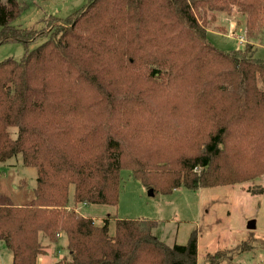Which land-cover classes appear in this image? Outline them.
Wrapping results in <instances>:
<instances>
[{
    "label": "trees",
    "instance_id": "1",
    "mask_svg": "<svg viewBox=\"0 0 264 264\" xmlns=\"http://www.w3.org/2000/svg\"><path fill=\"white\" fill-rule=\"evenodd\" d=\"M27 8L0 0V45L26 49L0 62V167L21 155L37 171L27 206L0 195L12 264L47 255L41 234L67 236L53 264H198L196 232L168 246L156 221L137 219L117 220L111 235L108 219L98 225L77 205L116 206L123 170L161 195L264 176V60L252 43L217 49L206 26L208 12L242 13L256 40L264 0H87L41 29L14 26Z\"/></svg>",
    "mask_w": 264,
    "mask_h": 264
},
{
    "label": "rangeland",
    "instance_id": "2",
    "mask_svg": "<svg viewBox=\"0 0 264 264\" xmlns=\"http://www.w3.org/2000/svg\"><path fill=\"white\" fill-rule=\"evenodd\" d=\"M24 1L28 8L13 25L37 29L44 26V18H67L87 3V0ZM206 21L208 40L217 49L231 52L252 43L254 57L264 60V36L253 41L249 39L245 28L246 15L208 12ZM43 42L30 44L29 50ZM25 52L20 42L1 44L0 62L10 58L20 60ZM10 132L16 138L17 129H10ZM120 178L116 206L77 205L83 216L94 218L98 225L102 226L104 219H108L111 235L115 234L117 220H153L157 222L153 234L168 246L187 245L196 232L198 264H204L209 255L218 252L225 255L221 264H264V176L244 184L196 191L179 189L170 195H150L129 170L121 171ZM36 184V169L26 167L21 155L0 167V195L9 197L14 205L30 204ZM251 221H255V229L248 228ZM40 240L47 255L39 257L37 264H53L68 254L65 234L56 244L42 234ZM56 253L60 257H56ZM12 258V253L0 242V264H11Z\"/></svg>",
    "mask_w": 264,
    "mask_h": 264
},
{
    "label": "water",
    "instance_id": "3",
    "mask_svg": "<svg viewBox=\"0 0 264 264\" xmlns=\"http://www.w3.org/2000/svg\"><path fill=\"white\" fill-rule=\"evenodd\" d=\"M149 194H150V195H154L153 190H149ZM248 228H249V229H255V228H256V223H255V221H251V222L249 223V225H248Z\"/></svg>",
    "mask_w": 264,
    "mask_h": 264
},
{
    "label": "crops",
    "instance_id": "4",
    "mask_svg": "<svg viewBox=\"0 0 264 264\" xmlns=\"http://www.w3.org/2000/svg\"><path fill=\"white\" fill-rule=\"evenodd\" d=\"M18 206V205H17ZM78 210V209H77ZM78 212H79V210H78ZM94 219V218H93ZM95 220V219H94ZM61 237H62V235L60 236V238H59V240L61 239ZM160 240V239H159ZM59 250V249H58ZM59 252V251H58ZM56 257H60V255H58V253H56V255H55ZM64 256H62V257H60L59 259H61V258H63ZM12 262H13V258H12V260H11V264H12Z\"/></svg>",
    "mask_w": 264,
    "mask_h": 264
},
{
    "label": "built area",
    "instance_id": "5",
    "mask_svg": "<svg viewBox=\"0 0 264 264\" xmlns=\"http://www.w3.org/2000/svg\"><path fill=\"white\" fill-rule=\"evenodd\" d=\"M244 40V39H243ZM242 42V41H241Z\"/></svg>",
    "mask_w": 264,
    "mask_h": 264
}]
</instances>
